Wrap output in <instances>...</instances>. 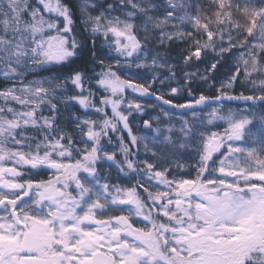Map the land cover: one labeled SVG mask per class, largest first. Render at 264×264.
I'll return each mask as SVG.
<instances>
[{
    "label": "snow or ice",
    "instance_id": "snow-or-ice-1",
    "mask_svg": "<svg viewBox=\"0 0 264 264\" xmlns=\"http://www.w3.org/2000/svg\"><path fill=\"white\" fill-rule=\"evenodd\" d=\"M0 264H264V0H0Z\"/></svg>",
    "mask_w": 264,
    "mask_h": 264
},
{
    "label": "rangeland",
    "instance_id": "rangeland-1",
    "mask_svg": "<svg viewBox=\"0 0 264 264\" xmlns=\"http://www.w3.org/2000/svg\"><path fill=\"white\" fill-rule=\"evenodd\" d=\"M143 72H147V70H142ZM232 107L233 109H235V107H236V105L235 104H229L228 102H226L225 103V107ZM153 114H155V113H153ZM219 124H220V127H218V128H214L213 130H216V131H220V132H222L223 131V127L225 126L224 124H223V122L221 121V122H218ZM133 130L134 131H136V127L134 126V128H133Z\"/></svg>",
    "mask_w": 264,
    "mask_h": 264
},
{
    "label": "trees",
    "instance_id": "trees-1",
    "mask_svg": "<svg viewBox=\"0 0 264 264\" xmlns=\"http://www.w3.org/2000/svg\"><path fill=\"white\" fill-rule=\"evenodd\" d=\"M226 103V102H225ZM232 104H235L236 105V103L235 102H233ZM242 106V105H241Z\"/></svg>",
    "mask_w": 264,
    "mask_h": 264
}]
</instances>
